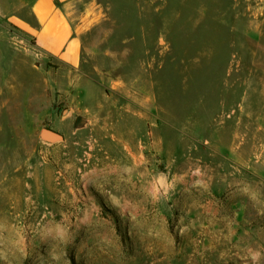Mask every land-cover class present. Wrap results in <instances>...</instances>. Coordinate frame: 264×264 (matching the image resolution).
Masks as SVG:
<instances>
[{"label":"rangeland","instance_id":"rangeland-1","mask_svg":"<svg viewBox=\"0 0 264 264\" xmlns=\"http://www.w3.org/2000/svg\"><path fill=\"white\" fill-rule=\"evenodd\" d=\"M34 1L0 0V264H264V0H73L76 66Z\"/></svg>","mask_w":264,"mask_h":264},{"label":"crops","instance_id":"crops-1","mask_svg":"<svg viewBox=\"0 0 264 264\" xmlns=\"http://www.w3.org/2000/svg\"><path fill=\"white\" fill-rule=\"evenodd\" d=\"M72 1L35 0L31 7L35 26H28L27 30L35 38L40 51L76 66L79 63L80 45L73 37L66 14Z\"/></svg>","mask_w":264,"mask_h":264},{"label":"water","instance_id":"water-1","mask_svg":"<svg viewBox=\"0 0 264 264\" xmlns=\"http://www.w3.org/2000/svg\"><path fill=\"white\" fill-rule=\"evenodd\" d=\"M43 137L47 140H57V139H60L61 136L58 134V133H54L50 130H44L43 131Z\"/></svg>","mask_w":264,"mask_h":264},{"label":"bare ground","instance_id":"bare-ground-1","mask_svg":"<svg viewBox=\"0 0 264 264\" xmlns=\"http://www.w3.org/2000/svg\"><path fill=\"white\" fill-rule=\"evenodd\" d=\"M99 128V127H98ZM119 133V132H118ZM124 135V134H123Z\"/></svg>","mask_w":264,"mask_h":264}]
</instances>
